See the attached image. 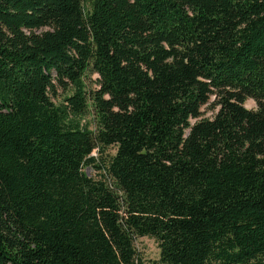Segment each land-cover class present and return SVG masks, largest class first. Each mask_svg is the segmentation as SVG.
<instances>
[{"label":"trees","instance_id":"trees-1","mask_svg":"<svg viewBox=\"0 0 264 264\" xmlns=\"http://www.w3.org/2000/svg\"><path fill=\"white\" fill-rule=\"evenodd\" d=\"M142 235L264 264V0H0V264H141Z\"/></svg>","mask_w":264,"mask_h":264},{"label":"rangeland","instance_id":"rangeland-1","mask_svg":"<svg viewBox=\"0 0 264 264\" xmlns=\"http://www.w3.org/2000/svg\"><path fill=\"white\" fill-rule=\"evenodd\" d=\"M93 78H94V74H92L91 77L88 80H86V83L88 86L94 85ZM60 96L61 94L59 91V97H58L59 99H60ZM243 105L245 107H254V101L252 98L246 97L243 100ZM200 109L202 111L203 116L211 115L212 111L210 110L207 104H203L200 107ZM80 121L82 123L84 122L87 123V121L91 123V118H90L89 113H85L84 115H82V117L80 118ZM90 125L91 124H88L89 127ZM112 151H113L112 146L106 147L104 151L102 152H98L94 149L92 152L93 155L96 157V159L94 160V164H99L101 162V159H103L105 155H107L108 153H112ZM94 164L85 165L83 167V171L87 175L96 178L100 176L99 175L100 169H98ZM133 243H134L135 251L140 258L141 264H158L157 262H155L158 257V248L156 245V241L153 237L147 236V235L138 236L134 239Z\"/></svg>","mask_w":264,"mask_h":264}]
</instances>
